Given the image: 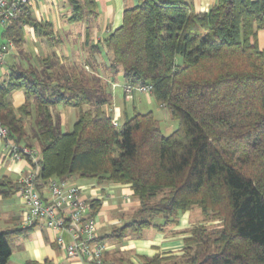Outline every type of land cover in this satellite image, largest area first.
<instances>
[{
	"label": "trees",
	"instance_id": "trees-1",
	"mask_svg": "<svg viewBox=\"0 0 264 264\" xmlns=\"http://www.w3.org/2000/svg\"><path fill=\"white\" fill-rule=\"evenodd\" d=\"M68 1L69 22L92 13V0ZM23 26L50 42L59 39L51 23L36 21L28 6L1 29L0 39L20 48ZM260 29L264 0H215L204 12H196L186 0H138L122 11L116 29L90 46L93 53L106 49L108 64L100 67L120 70L123 85L150 86L141 93H148L177 122L167 135L151 111H134L114 126L104 109L114 81L101 78L87 62L89 72L66 66L54 53L35 58L38 65L8 66V75L0 79V121L10 140L37 149L36 164L28 159L38 166L37 179L72 176L128 186L138 205L127 221L99 235L101 241L119 243L151 228L160 232L176 223L178 212L193 208L219 221L215 227L191 226L179 255L139 256L140 264H264ZM16 90L25 96L18 108L7 98ZM57 105L77 109L68 132L52 112ZM26 119L31 120L28 130ZM19 187L18 180L0 177L1 198L15 195ZM99 208L100 201L91 200L88 214L94 217ZM33 225L0 231V264L11 256L10 238ZM104 258L112 261L108 253ZM116 260L121 264L122 258Z\"/></svg>",
	"mask_w": 264,
	"mask_h": 264
},
{
	"label": "crops",
	"instance_id": "crops-1",
	"mask_svg": "<svg viewBox=\"0 0 264 264\" xmlns=\"http://www.w3.org/2000/svg\"><path fill=\"white\" fill-rule=\"evenodd\" d=\"M78 1L83 2L82 0ZM92 1L94 2V6L91 7L92 13L90 15L85 16L81 21L69 22L68 18L71 16L72 7L68 0H31L28 7L32 17L38 22L51 23L52 30L59 39L57 42H50L36 35L31 27L23 26V45L20 48L15 47L13 51L7 54L5 60L8 58V66L22 62L23 59L21 56L24 55L25 52L33 59L47 57L54 53L60 59V62L65 65L78 66V63L82 64L83 62L90 63L93 66L95 65L96 68L94 67V69L97 70L96 72L100 74L101 77L106 78L108 70L100 66L102 64L103 66L108 64V53L104 47H101L99 52L93 53L90 46L99 44L110 32L116 29L121 24L122 11L126 8L135 6L138 0ZM186 1L193 5V9L196 12L208 10L215 2V0ZM81 5L82 8L86 10L84 4ZM256 40L259 49L264 52L263 29L257 30ZM0 42H3V40L0 39ZM37 42H39L38 48L36 45V47H33V43L37 44ZM39 50H41L42 53H39ZM3 71L4 74L0 73V79H4L5 76H7V70ZM114 83H116L115 80ZM142 95H144V93L136 92L131 98L125 99L122 94L120 103L115 93L111 92V100L104 109L113 119L117 120L118 123L122 121L123 116H130L127 113L125 105L127 101L132 103V112H140L141 108H151L148 109V111H151L157 120L159 117L156 113L162 114L163 117L167 116L168 112L165 107L160 105L155 108L149 107L151 99L153 98L148 93L147 95L149 97ZM7 98L14 108L20 107L25 102L24 93L20 90L11 92ZM136 100L137 103L135 104ZM72 109L73 110L70 111H72L71 113L74 119L71 122L74 123L77 118V109ZM66 121L65 118H60L61 126L62 124L65 125ZM166 128L170 129V126ZM29 169L30 166L25 160H11L8 157L6 147L0 145V177L7 176L11 180L17 181L20 176L25 174ZM67 180L82 187L86 198L92 200L98 199L100 201L97 217L100 223L98 231L101 236L107 234L113 226H116L117 223L121 221L120 214L134 209L138 205V201L131 196V191L127 185H119L111 182L99 184L93 180L87 179H84L88 181L87 183L81 184L77 183V178L72 176L68 177ZM14 196H16L19 201V211H15L12 205L5 204L4 198L0 197V231L25 228L22 226L25 205L19 194L16 193ZM128 203L129 206H126ZM191 210L183 213L180 212L178 214L180 216H176L175 224L169 223L159 234L158 231L153 237H144L143 234H141L140 237L127 235L123 238L122 242L119 243L111 239H105V243L108 247V255L114 262L118 261L116 259L122 258L121 264H140L139 256L151 257L154 254H159L161 257H168L179 255L182 247V239L187 235V231L191 227L187 224L185 219ZM117 213L120 214L116 215ZM152 234L151 232L148 236ZM55 236L56 233L45 227L43 221L36 222L25 234L21 233L12 236L15 240L13 244H10L11 256L7 264H24L27 261L42 263L44 260H49L52 264H78L77 262L67 259L64 252L55 245ZM136 248L138 252H134ZM14 250L16 251L14 252ZM126 254L129 256H125Z\"/></svg>",
	"mask_w": 264,
	"mask_h": 264
},
{
	"label": "built area",
	"instance_id": "built-area-1",
	"mask_svg": "<svg viewBox=\"0 0 264 264\" xmlns=\"http://www.w3.org/2000/svg\"><path fill=\"white\" fill-rule=\"evenodd\" d=\"M31 0H0V29L16 20ZM11 41L0 42V73L4 74L5 58L14 50ZM150 86L123 85L126 98L133 92H148ZM116 126L115 119L112 121ZM0 145L8 151V157L14 161L25 160L30 169L18 179L20 187L17 194L23 200L25 213L23 227H29L43 221L45 227L56 233L55 245L64 252L67 259L78 264H118L106 261L108 251L105 241L99 240V221L97 215L88 214L90 201L83 188L67 179L51 178L46 181L37 179L38 153L33 147L16 144L8 138V129L0 121ZM31 163H30V161ZM67 238V239H66Z\"/></svg>",
	"mask_w": 264,
	"mask_h": 264
},
{
	"label": "rangeland",
	"instance_id": "rangeland-1",
	"mask_svg": "<svg viewBox=\"0 0 264 264\" xmlns=\"http://www.w3.org/2000/svg\"><path fill=\"white\" fill-rule=\"evenodd\" d=\"M71 14V13H70ZM69 14V15H70ZM0 33H1V29H0ZM38 43L39 42H37V44H35V43H33L34 45H33V47L36 45L37 46V48H38ZM43 45H44V43H43ZM35 46V47H36ZM46 46V45H45ZM15 48V47H14ZM31 49H32V46H31ZM38 50V49H37ZM39 53H42L41 52V50H39L38 51ZM22 57V59H23V61L22 62H19L18 64L20 65V66H23V67H25V66H27L28 64H35V65H38V63L36 62L37 60L36 59H33V58H31V56H29V54H27L26 52L24 53V55H22L21 56ZM21 59V60H22ZM80 64V65H79ZM8 65H9V60H8V58L5 60V66H4V68L7 70V75H8V72H9V68H7L8 67ZM66 66H73V65H68V64H66ZM77 67H84V69L86 70V71H90L89 70V68H87L86 67V63H78V66ZM103 69H105V68H103ZM101 72V71H100ZM121 72H120V70H117L116 72H110V71H108L107 72V77L106 78H104V77H101V78H103L104 80H108V81H116V83H111V85H110V90H111V92L112 93H115V96H117L118 97V99H119V102L121 103V98H122V86H123V83H122V77H121ZM114 80H113V79ZM109 85V84H108ZM142 96H145V97H149L148 95H147V93L145 94L144 93V95H142ZM125 99H126V97H124ZM128 99V98H127ZM137 103V100L135 101V104ZM125 105H126V108H127V113L129 114V115H131L132 114V103L130 102V101H127L126 103H125ZM158 105L159 104H157L153 99H151V103H150V106L149 107H158ZM161 106V105H160ZM73 107H69V106H63V105H57V106H55L54 107V109L52 110V112L53 113H57L58 115H59V117L60 118H65V120H67L66 121V124L64 125V124H62V126H61V129H62V131H64V132H68V131H70L71 129H72V123L73 122H71L74 118H73V115H72V111H70V110H73L72 109ZM148 109H151V108H141L140 109V112H147L148 111ZM168 112V111H167ZM156 113V112H155ZM156 115L159 117L158 118V120H159V125H160V130H161V133L162 134H164V135H167L168 133H170L172 130H174V129H176L177 128V122L175 121V120H173V119H171V117H170V115H169V113H167V116H162V114H157L156 113ZM26 121H27V130H28V128H29V125H30V122H31V120L30 119H26ZM167 126H170V129H167L166 127ZM81 180H83V179H80L79 180V178H77V183H87L88 181L87 180H84V181H81ZM121 199H122V197H121ZM120 199V200H121ZM129 199V198H128ZM4 201H5V204H9V205H12L13 206V209L15 210V211H19V208H20V205H19V201H18V199L16 198V196H14V195H12L11 197H8V198H4L3 199ZM123 200V199H122ZM124 201H126V200H124ZM125 205V204H124ZM126 206H129V203L126 205ZM129 208V207H128ZM133 210L134 209H130L129 211H126V212H124V213H122V214H120V213H117L116 215H119L120 217H121V221L119 222V223H117V225L118 224H121L122 222H124L125 220H128L129 219V217L131 216V214L133 213ZM193 211V212H192ZM192 212V213H191ZM180 212H178L177 213V215L176 216H180V215H178ZM118 216V217H119ZM182 219V218H181ZM183 219H184V217H183ZM186 221H187V224L188 225H190V226H193V225H196V224H205V225H207V226H210V227H215V226H217L218 224H219V221L218 220H213V221H210L209 219H206L201 213H200V211H199V209H197V208H193L191 211H190V213H189V215L188 216H186ZM156 221H157V223H160L161 221H163L162 219H156ZM153 233L151 236H148V235H150V233ZM157 230H155V229H149V230H143V232L141 233V234H143L144 235V237L145 236H147V237H153L154 236V234H157ZM160 232H158V234H159ZM134 237H136V236H134ZM67 239V238H66ZM14 240H15V238H10V244L12 243L13 244V242H14ZM11 246V245H10ZM16 250H14V252H15ZM134 252H138V249L136 248V250H134ZM125 256H129V255H125Z\"/></svg>",
	"mask_w": 264,
	"mask_h": 264
}]
</instances>
